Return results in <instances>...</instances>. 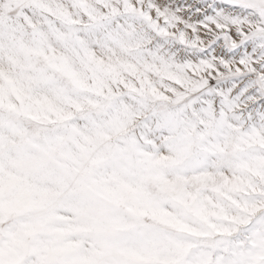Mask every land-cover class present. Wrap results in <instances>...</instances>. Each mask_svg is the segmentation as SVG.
I'll use <instances>...</instances> for the list:
<instances>
[{
	"label": "snow or ice",
	"instance_id": "1",
	"mask_svg": "<svg viewBox=\"0 0 264 264\" xmlns=\"http://www.w3.org/2000/svg\"><path fill=\"white\" fill-rule=\"evenodd\" d=\"M0 264H264V0H0Z\"/></svg>",
	"mask_w": 264,
	"mask_h": 264
}]
</instances>
